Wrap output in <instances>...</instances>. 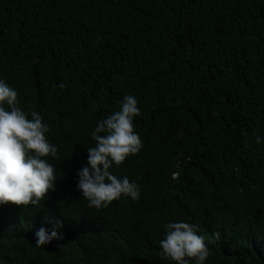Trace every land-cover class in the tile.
Here are the masks:
<instances>
[{
    "label": "trees",
    "instance_id": "16d2710c",
    "mask_svg": "<svg viewBox=\"0 0 264 264\" xmlns=\"http://www.w3.org/2000/svg\"><path fill=\"white\" fill-rule=\"evenodd\" d=\"M0 80L59 157L41 206H0V264H169L178 220L205 264H264V0H0ZM126 94L143 147L110 171L140 198L89 208L77 172ZM57 221L63 238L37 248Z\"/></svg>",
    "mask_w": 264,
    "mask_h": 264
},
{
    "label": "clouds",
    "instance_id": "9594fccd",
    "mask_svg": "<svg viewBox=\"0 0 264 264\" xmlns=\"http://www.w3.org/2000/svg\"><path fill=\"white\" fill-rule=\"evenodd\" d=\"M17 97V91L0 80V206H41L55 189L57 171L49 157L58 159V149L46 136L49 126L43 117L24 111ZM140 114L136 97L126 94L118 111L96 123L91 132L94 146L88 147L86 165L77 172L76 189L87 207L101 209L122 197L133 202L140 198L141 188L135 181L110 171L141 151L143 144L133 126ZM256 141L261 137L256 136ZM61 227L57 221L51 231L43 227L35 231V246L60 241L63 237L57 229ZM162 227L160 255L169 264H205L209 249L197 225L178 220Z\"/></svg>",
    "mask_w": 264,
    "mask_h": 264
}]
</instances>
